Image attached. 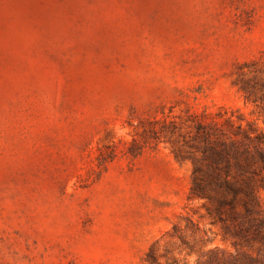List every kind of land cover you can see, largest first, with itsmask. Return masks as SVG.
I'll list each match as a JSON object with an SVG mask.
<instances>
[{
	"label": "rangeland",
	"instance_id": "obj_1",
	"mask_svg": "<svg viewBox=\"0 0 264 264\" xmlns=\"http://www.w3.org/2000/svg\"><path fill=\"white\" fill-rule=\"evenodd\" d=\"M199 123L261 167L264 0H0V264L263 254L192 194Z\"/></svg>",
	"mask_w": 264,
	"mask_h": 264
},
{
	"label": "trees",
	"instance_id": "obj_2",
	"mask_svg": "<svg viewBox=\"0 0 264 264\" xmlns=\"http://www.w3.org/2000/svg\"><path fill=\"white\" fill-rule=\"evenodd\" d=\"M198 134L205 140L202 161L206 168L203 164L195 165L192 194L206 198L211 213L235 235L257 237L264 245V209L256 186V177L264 168V157L257 169L251 163L249 149L237 147L234 139L227 142L218 138L202 123L198 124ZM231 158L237 174H233ZM245 255L248 261H234V264H264V252L258 256Z\"/></svg>",
	"mask_w": 264,
	"mask_h": 264
}]
</instances>
